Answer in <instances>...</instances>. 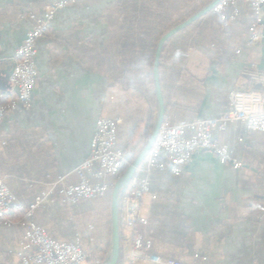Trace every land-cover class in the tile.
<instances>
[{"label": "crops", "instance_id": "0c3cea01", "mask_svg": "<svg viewBox=\"0 0 264 264\" xmlns=\"http://www.w3.org/2000/svg\"><path fill=\"white\" fill-rule=\"evenodd\" d=\"M53 1L58 0H0L1 99L16 94L9 75L15 48L33 25L29 13L41 14L44 5ZM67 1L51 19L48 31L36 40L38 74L30 106L18 104L0 121V176L22 199L27 198L20 190L25 185L36 186L29 190L31 196L60 177L64 184L78 180L74 169L89 154L98 118L122 117L119 135L137 124L136 145L156 111L150 90L144 99L115 82L108 17L116 0ZM252 20L250 11L239 5L238 17L221 28L218 38L208 31L207 19L184 31L187 38L198 35L204 40L186 50L183 65H178L180 75L174 77L173 86L166 87L163 121L182 124L216 117L228 109L232 90L262 84L264 20L257 26L259 40L248 46ZM202 25L206 29L199 32ZM180 39L175 38L173 46ZM213 140L226 146L242 166L234 169L210 151L197 150L180 177L152 171L150 193L140 206L148 218L140 229L152 245L134 251L132 238L122 234L120 264H156L145 259L151 254L185 264H264V132L235 122L213 131ZM104 198L98 202L99 212L106 209ZM59 206L46 203L34 217L49 223L46 231L55 239L51 225ZM22 233L20 225L0 229V263L17 262ZM106 243L101 240L97 251L102 253Z\"/></svg>", "mask_w": 264, "mask_h": 264}, {"label": "built area", "instance_id": "2783aa9c", "mask_svg": "<svg viewBox=\"0 0 264 264\" xmlns=\"http://www.w3.org/2000/svg\"><path fill=\"white\" fill-rule=\"evenodd\" d=\"M68 4L67 0L46 3L41 14L29 13L33 21L31 29L15 48L9 82L16 90L14 97L0 101V121L18 104L30 106L31 93L37 80L34 62L36 40L49 29L53 16ZM243 4L253 20L248 27L247 45L253 46L260 38L257 26L264 20V0H220L212 9L221 26L226 29L239 15L238 6ZM231 9L228 12V9ZM229 107L216 117L195 118L182 124L163 122L144 160L135 169L119 205L121 236L125 231L132 238V249H150V239L144 237L140 227L148 224V218L140 211L144 195L150 193L149 174L157 170L168 171L180 177L184 166L197 150L213 153L222 163L239 169L242 163L226 147L213 140V131L224 130L230 123L242 122L246 129L264 132V77L258 87L234 89L228 94ZM119 118L100 117L96 120L90 141L89 154L75 169L78 180L64 184V177L47 183L24 210L22 217L14 216L20 201L11 187L0 176V229L22 227L23 233L16 251L14 264H91L78 239L63 241L51 237L45 228L36 222L35 213L44 204L59 203L70 207L82 201L102 199L111 190L115 179L125 164V152L117 144ZM167 155V164L160 161L161 152ZM145 259L156 264H185L180 260H164L157 255ZM6 264V263H0ZM95 264H101L97 260Z\"/></svg>", "mask_w": 264, "mask_h": 264}, {"label": "trees", "instance_id": "16d2710c", "mask_svg": "<svg viewBox=\"0 0 264 264\" xmlns=\"http://www.w3.org/2000/svg\"><path fill=\"white\" fill-rule=\"evenodd\" d=\"M211 1L212 0H116L115 9L108 17L112 27L109 41L112 43L113 48V58L109 61L111 62L113 70L116 72L115 82L123 89L133 90L138 97L144 99H147L150 90L151 99L156 105L153 60L158 40L164 33L185 21ZM206 19L208 22V31H211L214 37H220L222 32L221 22L218 16L211 10L174 34L162 47L158 67L164 105L166 100V87L173 86L174 77L180 75L182 68L178 69V65H183L186 50L195 47L196 44H201L204 40V38L202 39V37L198 35L197 37L187 38L184 35V31L196 27L197 24ZM205 25L199 26V32L206 29ZM177 37L181 39L173 46L174 39ZM165 76L168 77L167 83L164 82ZM0 101L5 100L0 98ZM150 128L151 124L147 123L137 144L129 150L126 151L125 147H123L125 152V164L121 168V173L138 152L139 147L147 138ZM163 157L165 158L163 163L166 165V153ZM34 188L31 189L30 186L25 185L20 189L21 196L23 194L27 197L26 199H22L23 196L20 198V194L15 191L16 196L20 199V205L14 213V216L19 218L22 217L24 210L35 195L29 196V190L32 192L35 190ZM38 192H36V194ZM110 192L111 191H109L104 198V202H107L108 209H110ZM51 208L54 209V207ZM54 210L57 212L56 209ZM54 220L52 232H56L55 235L68 238L71 235L73 237L76 233L73 223L67 225L68 220L66 216L64 219L62 217L60 220ZM107 248L108 243H106L99 257L101 262ZM118 262L120 264L121 257H119Z\"/></svg>", "mask_w": 264, "mask_h": 264}, {"label": "water", "instance_id": "95a60500", "mask_svg": "<svg viewBox=\"0 0 264 264\" xmlns=\"http://www.w3.org/2000/svg\"><path fill=\"white\" fill-rule=\"evenodd\" d=\"M219 0H212L202 9H200L195 14L191 15L182 23L178 24L168 32L164 33L157 42L154 60H153V80L155 86L156 94V112L151 124L150 132L145 140L142 148L136 153L134 158L126 165L122 173L117 177L110 192V239L108 242V248L104 255V258L101 264H118L121 250V231L119 225V205L121 196L130 180L132 175L135 172V169L140 165L147 155L158 130L164 120L165 116V106L160 86L159 80V59L162 51V47L165 42H167L174 34L182 30L207 12L211 11L214 5Z\"/></svg>", "mask_w": 264, "mask_h": 264}, {"label": "rangeland", "instance_id": "374dc122", "mask_svg": "<svg viewBox=\"0 0 264 264\" xmlns=\"http://www.w3.org/2000/svg\"><path fill=\"white\" fill-rule=\"evenodd\" d=\"M240 5H243V4H240ZM243 6L246 8L245 5H243ZM238 8H239V6H238ZM139 101H141V100H139ZM142 103L140 102L139 105H141ZM140 115H141V112L138 114L137 118H139ZM154 116H155V114L153 115V118L151 119L150 124H152ZM109 118H111V117H109ZM113 118H119L121 122L123 121L122 117H113ZM121 122H120V124H121ZM128 123H131V121H128ZM134 126H136V127H134ZM134 126H133V129L129 128L126 131H122L123 132L122 135H119L118 129L116 131L117 132V143L119 144V146H121L120 148L123 149V147H125L126 151L134 146L135 140H136L137 135L139 133L137 130L138 125L136 124ZM129 132H132V134L129 135ZM149 132H150V130H149ZM149 132H148V134H149ZM145 140L143 141V143L139 147L138 151L144 145ZM100 201H101V199H93V200H88V201H82L75 206L66 207V206L60 205L57 208V220L62 219V217L64 219V217L66 216V219L68 220L67 225H69L70 223L71 224L73 223L75 225L76 233L73 235V237L71 235L68 238L62 237L60 235H55V237H57L58 239H65V240H70V241L78 239L83 250L86 252L87 258L89 259V262H91V264H95L96 261L99 260V257H100V256H98V254L99 255L101 254V251L100 252L97 251V250H99V249H97V245L103 239H106L108 242L110 239V227H111V225H110V209H108L107 202H103L105 204L106 209L102 210V212H99V210H98L99 208L97 209V206L100 207L98 204V202H100ZM47 204H49V203H47ZM44 205H46V204H44ZM49 205H53V204H49ZM36 222H38V221H36ZM38 223L39 224L44 223V225H42V224L41 225L45 228V230L50 227L49 223L48 222L46 223V221L38 222ZM52 226H53V224L51 225V227ZM122 234L124 237V236H126L127 233L125 231H123Z\"/></svg>", "mask_w": 264, "mask_h": 264}]
</instances>
